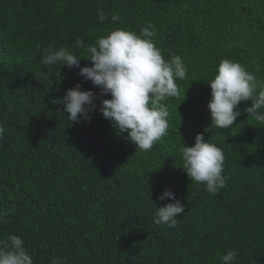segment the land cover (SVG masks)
I'll list each match as a JSON object with an SVG mask.
<instances>
[{"label": "trees", "instance_id": "16d2710c", "mask_svg": "<svg viewBox=\"0 0 264 264\" xmlns=\"http://www.w3.org/2000/svg\"><path fill=\"white\" fill-rule=\"evenodd\" d=\"M149 21L164 59L182 57L187 75L163 102L168 135L141 152L77 67L40 61L60 47L84 56L111 30L139 34ZM222 59L264 80V0H0V241L20 236L34 264H221L228 250L234 264H264V126L244 111L251 100L232 128L211 126L206 82ZM77 83L97 94L90 121L49 102ZM198 133L225 157L214 195L182 169L179 148ZM166 188L185 205L176 228L153 220L154 206L173 202L158 199Z\"/></svg>", "mask_w": 264, "mask_h": 264}, {"label": "clouds", "instance_id": "9594fccd", "mask_svg": "<svg viewBox=\"0 0 264 264\" xmlns=\"http://www.w3.org/2000/svg\"><path fill=\"white\" fill-rule=\"evenodd\" d=\"M104 18L100 16L101 20ZM111 19L115 22L120 17L113 15ZM155 35V25L150 21L139 34L116 28L100 36L94 44H89L84 56L74 54L68 47L53 48L43 55L40 65L48 68L59 63L60 66L77 67L78 74L85 81L90 80L99 87L100 111L112 123L117 134L127 133L125 139L131 141L137 150L148 152L157 141L168 135L169 112L163 102L180 96L176 80H183L187 75L182 57L175 55L169 60L164 59L152 39ZM80 58L91 60V66L81 67ZM206 83L211 91L207 105L211 126L232 128L241 115L237 105L249 100L251 104L244 111L257 126H264V80L258 79L246 66L222 59L214 76ZM108 94L111 98L104 99ZM96 98L97 94L91 89L81 90L77 83L67 89L62 98L54 97L49 102L63 105L62 114L67 113L71 122H78L81 118L90 121ZM4 133L5 125L0 123V136ZM179 153L183 160L182 169L190 181L204 185L205 191L213 195L225 187L223 150L205 141L202 133L195 136L192 146L182 143ZM166 197L173 202L154 206L153 220L156 225L176 228L177 215L185 213V205L171 189L166 188L158 199ZM236 256V251L228 250L222 255L221 264H234ZM0 264H34L20 236L12 234L6 241H0ZM51 264L61 262L54 258Z\"/></svg>", "mask_w": 264, "mask_h": 264}]
</instances>
